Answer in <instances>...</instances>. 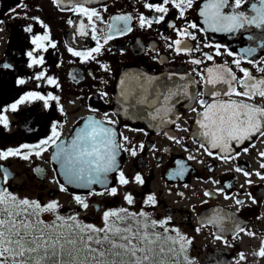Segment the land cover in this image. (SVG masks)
<instances>
[{"label":"flooded vegetation","instance_id":"af4514ba","mask_svg":"<svg viewBox=\"0 0 264 264\" xmlns=\"http://www.w3.org/2000/svg\"><path fill=\"white\" fill-rule=\"evenodd\" d=\"M83 2L0 0V116L7 119V126L0 123V152L20 149L29 157L0 159V185L17 200L28 199L41 205L56 202L59 207L54 213L40 215L48 224L56 216H75L82 224H97L103 211L125 205L129 216L145 214L133 218L140 221L141 227L145 217L149 225L152 220L165 221L167 232L159 223L147 230L192 241L190 245L185 243L186 252L179 250V244L174 245L177 254L170 257L169 264H188L185 256L191 264H264V257L258 255L264 247V156L260 155L264 153V136L257 133L251 139L231 141L225 150L212 148L197 134L200 129L196 121L200 117L192 111H204L199 104L201 99L208 103L214 99H239L223 95L213 98L208 94L214 89L212 85L205 86L201 76L209 67L225 66L239 78L243 74L233 63L239 59L240 67L253 77H264L259 70L264 67V49L257 46L258 41L254 44L247 39L259 30L202 31L206 25L199 10L204 0H194L184 17L168 5L169 12L159 23L155 18L161 14L144 5L162 0H87L84 6L99 13V18L93 17L91 22L71 10ZM244 10L248 12V7ZM141 15L153 20L151 27L140 26ZM117 16L130 17V31L119 34L110 30L109 25ZM191 23L198 27L189 28ZM120 24L123 26V22ZM82 25L88 33L85 36L80 35ZM29 26L32 31H25ZM185 28L195 40L178 35L177 30ZM36 35L48 36L42 42L47 50L33 52L37 58L42 56L44 63L29 67L32 58L27 53L35 48L31 41ZM94 35L97 39H93ZM108 36L112 38L107 39ZM177 39L192 51L178 53L172 43ZM98 43L100 52H93L94 58L85 60L73 55L90 51ZM216 45L220 46V55L216 54ZM249 46L257 47L251 57L241 52ZM228 51L233 55H227ZM207 55L213 59L208 60ZM197 59L202 63H193ZM250 59L255 63H248ZM4 64L10 67L3 68ZM41 72L44 78L35 79ZM49 77L56 84H49ZM21 80L23 84L19 83ZM184 84H188L187 96L181 92L164 99L169 89L176 91ZM226 87L218 84L215 90ZM31 92L45 98L51 94L58 100L18 103ZM197 93L204 95L193 99ZM255 103L264 106V99L257 98ZM13 104L17 105L15 111ZM90 120H99L114 130L115 141L121 145L116 157L118 170L109 173L106 187H67L52 161L55 145L51 141L41 145V141L52 136L53 125L59 132L57 143L68 140L77 127ZM23 145H41L46 151ZM133 150L135 156L131 154ZM37 151L41 152L39 156ZM181 169L183 175H176ZM121 171L129 183H119ZM5 173L7 182L3 180ZM137 174L143 178L142 184L135 181ZM61 185L65 190H61ZM112 188H116V195L110 194ZM206 192L212 195H205ZM127 195L133 198L131 204L125 199ZM150 195L155 197V204L148 201ZM76 196L89 207L78 204ZM217 215L230 218L224 222L227 230L206 222ZM241 228L244 231H239ZM217 235L221 239H216ZM241 254L245 259H240Z\"/></svg>","mask_w":264,"mask_h":264},{"label":"snow or ice","instance_id":"6c2138e0","mask_svg":"<svg viewBox=\"0 0 264 264\" xmlns=\"http://www.w3.org/2000/svg\"><path fill=\"white\" fill-rule=\"evenodd\" d=\"M84 3H87V0H84L83 3H77L71 10L87 16L89 22L92 21L93 17L99 18V13L94 9L85 7ZM193 4L194 0H162V3H147L144 7L161 14L155 18V22L159 23L164 21L169 12L168 5L178 9L180 17H184L186 11L192 8ZM20 7L21 5L18 4L17 8ZM245 7H248V12L244 10ZM12 11L16 12L15 9ZM199 16L206 25V28L201 29L202 31L236 33L240 30H259L249 35L247 39L254 44L258 41L257 46L264 49V0H204L199 10ZM129 19L128 16L115 17L114 22L109 25L110 30L119 34L130 31L127 27ZM120 22H123V26ZM139 22L141 27L146 24L151 27L153 20L141 15ZM69 23L72 21L69 20ZM172 26L174 27V25ZM188 27L196 29L198 25L191 23ZM92 30L93 32L96 31L95 28ZM25 31L31 32V26L27 27ZM177 32L180 36L196 39L187 28L177 30ZM87 34L85 26L82 25L80 35L85 36ZM111 38L112 36L107 37V39ZM48 39L47 35H36L32 38L31 42L35 48L27 53L32 58V64L29 67L44 63L43 57L37 58L33 52L40 49L46 51L47 49L42 42ZM93 39H97V37L94 35ZM172 43L176 46L178 53L192 51L181 39L174 40ZM182 44L183 47H181ZM51 46L55 47L54 44ZM171 46L169 45V47ZM215 47L217 48L216 54L220 55V46L216 45ZM100 48L101 45L98 43V46L90 51L73 52V55L87 60L94 58L92 53H99ZM69 51L72 50L69 49ZM241 52L251 57L257 52V47L249 46L241 49ZM227 55L232 56L233 52L228 51ZM206 58L212 60L213 56L207 55ZM193 63L199 65L202 61L197 59L193 60ZM233 63L243 74L241 77L238 78L231 69L225 66H218L216 68L209 67L206 70V75H202L201 79L205 86L212 85L214 90L208 94L213 98L223 95L226 97L235 96L239 99H214L212 103L201 99L199 104L204 111L201 113L197 109H192L200 117L196 121L200 129L197 134L210 143L212 148L222 150L227 149L231 141L241 142L244 139H251L257 133L264 136V106L255 103L257 98L264 99V77H253L247 69L240 67L241 61L239 59H235ZM248 63L254 64L255 61L250 59ZM2 67L9 68L10 65L4 64ZM259 70L264 73V67ZM44 75L41 72L35 79H42ZM47 82L56 84V81L50 77ZM19 83L23 84L24 81L21 80ZM218 84L227 85V87L215 90ZM187 89L188 84L181 85L180 89L176 91L169 89L164 99L168 100L170 97L178 96L181 92L187 96ZM196 95H204V93L194 94L192 98L195 99ZM32 99L45 100L47 103L48 100H58V97L49 94L45 98L39 93L31 92L22 97L18 103ZM16 107V104L11 105L13 111L16 110ZM153 118L155 119V117ZM0 123L7 126V119L0 116ZM109 123L112 122L109 121ZM114 137L115 133L112 128L105 127L99 120H90L85 128L77 134L72 144V150L66 148L63 142L56 143L59 139L56 125H53L52 136L41 141V145H48L50 141L55 145L54 158L63 169L68 183H76L81 187H90L94 184L106 187L108 174L118 170L116 157L121 145L115 141ZM41 145H23L22 147L41 148ZM201 147H204L203 143ZM41 151H46V148H41ZM205 151L208 149L205 148ZM35 154L39 156L41 152L37 151ZM131 154L135 156L136 152L133 150ZM208 154L212 155L210 151ZM17 155H21L25 160L29 158L27 154H22L20 149H8L0 152V159ZM260 155L264 156V153ZM240 170L237 168V171ZM244 174L249 175L247 172ZM176 175H183V170H179ZM8 179L9 177L5 173L3 180L7 182ZM134 179L137 183L142 184L144 182L139 174ZM119 183H129L122 171L119 174ZM61 190H65L63 185H61ZM110 194L116 195V188H112ZM205 195L212 194L206 192ZM125 199L129 204L133 202L131 195L125 196ZM75 200L83 208L89 207L79 196H76ZM148 201L152 204L156 202L155 197L151 195L148 197ZM237 203L241 202L237 201ZM58 207L56 202L41 205L37 201H29L28 199L17 200L8 192L7 188L0 185V264H169L170 257L177 254L174 245L179 244V250L186 252L185 243L188 245L192 243L190 239L183 236H179L177 239L163 235L161 232H149L147 230L149 227L156 228L159 223L163 231L167 232V229H164L165 221L152 220L149 225L148 219L145 217L142 227L140 221L135 219L133 220V223L137 225L135 228L133 224H127L124 227L119 226L117 222L125 224L137 215L145 216L144 213L129 216L127 209L105 212L103 216L105 226L103 228L82 224L75 216L68 218L56 216L51 224L40 219L42 213H54ZM120 213H125V215H120ZM113 217L115 219L111 220L110 218ZM226 219L230 218L217 215L214 218H209L206 222L212 223L221 231H225L227 230L224 227ZM239 231L244 230L241 228ZM248 234L253 235V233ZM215 238L221 239V236L217 235ZM258 255L264 257V247L260 249ZM184 259L188 261V264H191L187 256ZM240 259H245L243 254L240 255Z\"/></svg>","mask_w":264,"mask_h":264},{"label":"water","instance_id":"95a60500","mask_svg":"<svg viewBox=\"0 0 264 264\" xmlns=\"http://www.w3.org/2000/svg\"><path fill=\"white\" fill-rule=\"evenodd\" d=\"M88 123H83L79 128H77L75 130V132L73 133V136L71 138H69L68 142H63L65 147L68 148L69 150H72V144H73V141L76 139V136L78 133H80V131L85 128V126L87 125ZM55 151H56V148H55ZM54 151V153H55ZM78 151V149H77ZM53 161L54 163L56 164L57 166V170H58V174L59 176L62 178L63 180V183L68 186V187H71V188H79V189H86V188H89V187H81L79 184H76V183H68L67 181V178L65 177L64 175V171L63 169L60 167L58 161L54 158V154H53Z\"/></svg>","mask_w":264,"mask_h":264},{"label":"rangeland","instance_id":"374dc122","mask_svg":"<svg viewBox=\"0 0 264 264\" xmlns=\"http://www.w3.org/2000/svg\"><path fill=\"white\" fill-rule=\"evenodd\" d=\"M120 209H127V210H129V209H128V205H125V206L122 207V208H119V207H117V206H112L111 208H108V209H106L105 211L102 212V214L100 215V218H99V221H98L97 224H89V225H93V226H95L96 228H103V227L105 226V222H104V220H103L104 213H105V212H108V211H118V210H120ZM120 215H125V213H120ZM110 219H111V220H114L115 218L113 217V218H110ZM133 220H134V219H129L125 224H120L119 222H117V224H118L119 226H121V227H124V226H127V224H134V223H133ZM93 246H95V245H93Z\"/></svg>","mask_w":264,"mask_h":264}]
</instances>
